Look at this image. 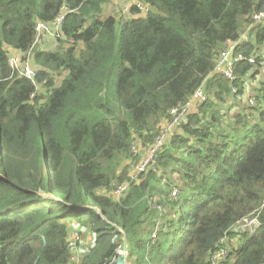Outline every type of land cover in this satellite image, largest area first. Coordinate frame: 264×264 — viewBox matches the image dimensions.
I'll use <instances>...</instances> for the list:
<instances>
[{"label": "trees", "instance_id": "1", "mask_svg": "<svg viewBox=\"0 0 264 264\" xmlns=\"http://www.w3.org/2000/svg\"><path fill=\"white\" fill-rule=\"evenodd\" d=\"M134 1L116 20L111 0H0V264H75L73 229L76 264H109L124 239L127 264H210L222 241L219 264H264V0ZM63 9L32 83L8 52L25 56ZM243 36L228 80L215 64ZM199 88L206 100L135 174Z\"/></svg>", "mask_w": 264, "mask_h": 264}, {"label": "built area", "instance_id": "2", "mask_svg": "<svg viewBox=\"0 0 264 264\" xmlns=\"http://www.w3.org/2000/svg\"><path fill=\"white\" fill-rule=\"evenodd\" d=\"M137 4V3H136ZM138 9L144 13L147 11V8L144 6H141L139 4L136 5ZM128 11V10H127ZM126 13L128 14V12ZM66 12V9H63V12L60 16L56 18V20L52 23L45 24V23H37L35 26V39L38 41L39 38L44 35H52L55 34V36L58 38L59 32L61 29V24L64 18V14ZM252 21L255 25L264 24V12L255 13L252 15ZM247 40V37L243 36L241 37L237 42L229 43L226 45L224 51L219 55L217 62L215 64L214 72L217 74L222 75L224 78L228 80H232L234 78L233 76V63H234V56L235 50L237 48V45L242 41ZM240 57L236 58L235 60H239ZM16 63V60L14 61ZM250 64H254V59L249 60ZM10 64V62H9ZM11 68L18 71L19 75L23 78L29 80L30 82L34 83L35 77H36V70L30 66L29 64H22L20 68H18L15 64H10ZM260 73L264 76V62L258 64ZM206 100V96L202 90V88H199L194 96L190 99V101L182 108H176L169 112L170 120L165 124L162 131L156 138L155 142L150 147L148 154L144 158L143 162L137 167L134 168V173L136 172L140 173L145 171L150 165L152 159L154 158L155 153H157L160 148L162 147L166 137L170 133L171 130L174 128L180 126L183 122L186 120V116L189 112L195 110L198 104ZM248 103L250 105L253 104L252 100H248ZM126 186H122L118 189L116 192L117 194H122L123 191H125ZM116 194V195H117ZM177 190H172L171 197L174 198L177 196ZM115 195V193H114ZM119 197V196H118ZM117 197V198H118ZM115 196V199H117ZM246 222V221H245ZM245 227L249 228H255V222H246ZM244 227V228H245ZM240 229H238L239 232ZM84 230H71V233L69 235L68 239V249L71 253H74V263L76 264L80 259V252L83 249V246L85 245L84 241L82 240L80 236V232H83ZM153 239H155V236H152ZM223 245L220 246L217 251L211 256L210 258V264H219L221 261H224L228 257V245L225 241H222ZM118 258L124 257L126 258V252L123 249L118 250L117 252ZM117 258V259H118ZM116 259V260H117ZM116 260L111 261L109 264H115ZM127 264V263H126Z\"/></svg>", "mask_w": 264, "mask_h": 264}, {"label": "rangeland", "instance_id": "3", "mask_svg": "<svg viewBox=\"0 0 264 264\" xmlns=\"http://www.w3.org/2000/svg\"><path fill=\"white\" fill-rule=\"evenodd\" d=\"M134 4H135L134 0H111L110 4L103 7L102 12H103L104 16H112L116 20H118L122 16L126 15L125 17H127L128 15H127L126 11L127 10L129 11L130 7ZM57 40H58V38L55 36V34H52V35L44 34L39 38L38 41L35 39L33 49L30 50L25 56L21 55L20 53L13 54L11 51L8 52L9 62H10V64H13V66H15V64H16V66L18 68H20V66L22 64H29L30 66L33 67V64H32L33 52L35 50L57 51V49H59V47H60V44L57 42ZM15 60H16V63H14ZM259 73H260V71H259ZM256 79H257V81H259L261 79L263 80L264 76L260 73V75ZM58 83H59V80L56 81V84H58ZM251 84L253 86H257V82H254ZM37 89L39 92H43L42 88L37 87ZM247 91H248V93L250 91V85L249 84L247 86ZM241 100L248 101L249 99L245 95L243 99L241 97ZM245 225H246V222L244 223V225H240L237 228L244 231L245 229H247V227H245ZM238 239H239V236L235 237L232 240L233 246L237 245Z\"/></svg>", "mask_w": 264, "mask_h": 264}, {"label": "water", "instance_id": "4", "mask_svg": "<svg viewBox=\"0 0 264 264\" xmlns=\"http://www.w3.org/2000/svg\"><path fill=\"white\" fill-rule=\"evenodd\" d=\"M123 250L126 251L127 250V242L124 239L123 240ZM115 264H126V258L124 257H120L116 260Z\"/></svg>", "mask_w": 264, "mask_h": 264}, {"label": "crops", "instance_id": "5", "mask_svg": "<svg viewBox=\"0 0 264 264\" xmlns=\"http://www.w3.org/2000/svg\"><path fill=\"white\" fill-rule=\"evenodd\" d=\"M250 83V82H249ZM248 229H250V230H253L254 228H252V227H249Z\"/></svg>", "mask_w": 264, "mask_h": 264}]
</instances>
